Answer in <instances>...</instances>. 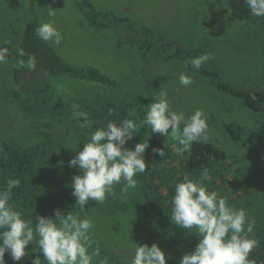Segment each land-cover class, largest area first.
I'll return each mask as SVG.
<instances>
[{
    "label": "rangeland",
    "instance_id": "1",
    "mask_svg": "<svg viewBox=\"0 0 264 264\" xmlns=\"http://www.w3.org/2000/svg\"><path fill=\"white\" fill-rule=\"evenodd\" d=\"M90 1L97 10L128 17L136 27L148 29L154 36L184 48H202L212 56L203 66L217 71L223 82L264 90V17L244 25L228 14L220 0ZM50 7L55 12L51 17ZM84 12L78 0H0V144L10 141L30 149L42 147L52 155L63 151L62 169L71 173V183L79 172L68 162L78 148L82 150L92 131L104 127L109 120L119 123L130 112L135 114L132 119L144 118L128 106L139 100L147 111L151 104L144 99V72L154 96L160 90L167 92L172 110L182 111L186 117L197 109L204 111L209 141L228 153L224 168L209 175L205 183L210 191L227 197L230 206L243 208L255 220L253 231L259 229L257 223L264 221V116L220 91L208 77L186 67L181 58L160 56L155 48L148 57H140L136 40L129 37L124 26L98 31ZM30 18L54 23L63 39L59 45L51 43L63 58L78 66L94 65L119 85L90 84L60 76L51 81L47 94L48 103L55 102L59 110L52 109L43 118L29 115L31 104L41 100L19 89L13 70L20 65L18 45L24 24ZM181 73L193 79L190 86L179 85ZM73 104L89 114L92 128L81 127L83 118L79 122L73 118ZM150 129H139L125 147L134 149L137 143H147ZM173 145L169 139L166 149L177 152L179 145ZM136 179L135 189L121 194L123 184L116 185L115 196H108L100 204L90 200L83 211L75 205L72 195L69 208L63 211L65 215L71 210L79 211L82 219L92 222L91 233L101 250L93 264H99L104 257L108 264H130L136 244L156 243L168 259L174 256L163 243L172 234L182 238L186 230L171 221V213L154 207L152 199L157 194L148 186V175L140 173ZM250 236L255 238L254 232ZM34 249L35 243L30 244L29 251Z\"/></svg>",
    "mask_w": 264,
    "mask_h": 264
},
{
    "label": "clouds",
    "instance_id": "2",
    "mask_svg": "<svg viewBox=\"0 0 264 264\" xmlns=\"http://www.w3.org/2000/svg\"><path fill=\"white\" fill-rule=\"evenodd\" d=\"M245 3L251 16L264 17V0H245ZM54 15L50 7L48 16ZM35 32L41 40L56 45L63 39L51 22L41 23ZM210 59L212 56L204 53L186 61V67L190 65L199 70ZM28 67H35L34 57L30 58ZM178 79L183 87L193 83L185 73H181ZM72 114L78 122L83 118L81 127L92 128L93 121L79 105H72ZM134 115L130 112L119 123L109 120L104 127L96 128L84 140L82 150L78 148L68 162L79 172L73 176L70 186L80 211L90 200L100 204L108 196H115L116 185L123 184L121 194L137 187V175L147 169L144 154L149 141L137 143L134 149L125 146L139 129L149 126L153 134L168 137L174 147L179 145L177 152L189 151L194 143L209 142L204 111L197 109L186 117L184 112L172 110L164 90L153 97L142 120L132 119ZM153 152L162 160L166 157L164 148H153ZM207 178L205 169L199 178L186 174L174 184L171 221L199 237L194 249L184 254L179 264H254L248 257L258 243L250 236L255 220L249 218L243 208L230 206L227 197L210 191L205 183ZM19 185V179H8L6 186L0 188V264H6L5 253H9L15 262L21 261L33 243L36 245L34 251L38 250L43 259L37 255L31 264H93L94 258L100 257V247L91 233L93 224L89 219H82L79 211L74 213L71 210L65 215L57 208L54 216L37 214L35 223L32 219H25L11 203L13 189ZM99 264H108V258L104 257ZM130 264H167L166 254L156 243L151 246L136 244Z\"/></svg>",
    "mask_w": 264,
    "mask_h": 264
},
{
    "label": "trees",
    "instance_id": "3",
    "mask_svg": "<svg viewBox=\"0 0 264 264\" xmlns=\"http://www.w3.org/2000/svg\"><path fill=\"white\" fill-rule=\"evenodd\" d=\"M78 1L79 6L85 10L86 19L98 31L113 28L116 25L124 26L130 33L129 37L136 40L135 44L138 45L140 57H148L152 48H155L156 53L160 56H165L168 59L181 58L185 61L204 54L202 48H184L174 41H166L163 37L154 36L150 30L136 27L128 17L118 16L113 12L99 11L90 0ZM220 1L226 7L228 14L244 25L253 23L259 18L250 15L245 0ZM41 23L37 18H30L25 22L18 45L20 65L15 66L13 70L14 81L19 89L30 97L41 100L37 104H31L28 109L29 115L43 118L51 114L53 110L56 112L59 110L55 102L48 103L47 94L51 88V81L60 76H67L90 84H106L112 87L119 85L115 78L94 65L78 66L63 58L51 42H45L36 35L35 29ZM32 57L35 58V67L29 68L28 63ZM188 66L194 70L190 65ZM194 71L208 77L220 91L238 98L250 110L264 116L263 89L237 87L230 82H223L217 71L203 65L199 70ZM142 74L146 84L144 99L146 104L147 102L150 104L153 102L154 95L150 82L147 81L144 72ZM142 102L144 101L142 100ZM128 106L141 112L143 117L147 112L139 100L133 105L128 104ZM112 113L113 115L117 113V117L120 116L118 112ZM149 133L147 140L149 147L144 154L147 163L145 173L149 177V188L157 194V197L152 199L153 205L160 212L171 213L174 184L180 182L184 175L199 178L205 169L208 176L212 175L223 169L228 159L227 151L211 141L207 144L194 143L191 149L186 152H173V150L166 149L168 137L159 133L153 134L151 131ZM156 147L165 149L166 157L163 160L153 152V148ZM64 161V153L61 150L52 155L42 147L30 149V147H25L22 144L16 145L10 141L0 144V188L6 186L8 179L20 180V185L13 189L11 203L14 204L16 210L23 214L25 219H32L35 223L37 214L47 217L52 216L57 208L62 212L69 208L72 198L71 173L67 169H62ZM64 175L67 177L63 178ZM257 224L259 229L253 232L258 243L249 254L248 259L254 264H264V221ZM186 231H183L182 238L172 234L165 239L164 247L168 246L174 254L169 259L166 257L167 261H170L169 264H179L180 258L191 252L199 242L197 234H189ZM29 247L30 245L28 254L19 262L13 261L10 254L5 253L6 264H31L32 259L37 255L43 259L39 251L30 252Z\"/></svg>",
    "mask_w": 264,
    "mask_h": 264
}]
</instances>
